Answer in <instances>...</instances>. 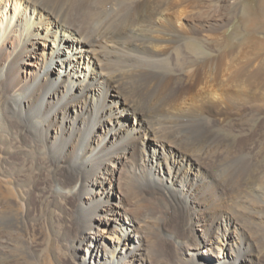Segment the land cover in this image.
Returning a JSON list of instances; mask_svg holds the SVG:
<instances>
[{
    "label": "bare ground",
    "instance_id": "1",
    "mask_svg": "<svg viewBox=\"0 0 264 264\" xmlns=\"http://www.w3.org/2000/svg\"><path fill=\"white\" fill-rule=\"evenodd\" d=\"M10 1L0 0V259L264 264L263 165L217 138L231 114L264 116V0H204L191 13L184 0ZM232 18L246 41L228 50Z\"/></svg>",
    "mask_w": 264,
    "mask_h": 264
},
{
    "label": "rangeland",
    "instance_id": "2",
    "mask_svg": "<svg viewBox=\"0 0 264 264\" xmlns=\"http://www.w3.org/2000/svg\"><path fill=\"white\" fill-rule=\"evenodd\" d=\"M2 1H3L4 5H6V4L8 6H12L13 5V2H11L10 0H2ZM175 1L176 0H172V3L174 2L173 4H176ZM201 1H204V0H184V4H186V9L189 10V12L194 7H195V10L201 12L200 11L201 10ZM205 1H207V0H205ZM255 1L257 2V0H244L243 3L246 4L247 6H250V8L253 9L255 4H256ZM43 2L45 3V5L50 6L53 9L54 8L58 9V3H55L53 0H43ZM63 8L66 9L67 7L63 6ZM222 9H224V8H222ZM222 9H221V11H219V9L217 10V8L216 9L213 8V10H214L213 12H214V14L216 13V15L218 13H221L227 18H231L230 12L228 10H226V9H224V10H222ZM203 10L205 12H207V11L210 10V8H205ZM225 10H226V12H225ZM213 12L211 11V13H213ZM200 15H201V13H200ZM239 19L238 18H235V19L232 18L231 23L226 27V34L228 36V39H227L228 43L225 46H223V47L228 48V50H229V48L240 47V46H232V45H234L235 43L238 42L237 41L238 39H241L242 42L246 41L245 34L243 32V26H242V23L240 22ZM256 35L257 36H262L261 33L260 34L256 33ZM201 46L213 47V46H216V43L213 42V41H206L205 43L201 42ZM241 47L246 49L248 54L252 53V51H253V46H241ZM258 54L264 56V52H260ZM30 70H32V69H30ZM170 77H172V76H170ZM175 88L179 89V92H178L179 94L182 93V92H186V91H188V93L190 92V90H189L190 84H182V85L177 84L175 86ZM221 113L224 115V111L223 112L219 111V113H218L222 117ZM227 114L229 115L230 113H227ZM234 117L235 116L234 115L232 116V114L230 116H227L228 119L226 118L227 120L224 122V125H225L224 127L227 128V127L231 126V133L226 132V131H224L222 133L220 132V134L217 137L218 140H219V146H218V144H217V146L220 149H222L223 151L224 150L227 151L232 156H234V155L235 156H240V155H237V154L244 155V156L247 157L246 159L251 161V164L253 163V164L258 165L260 167H261V165H263V168H264V116L261 117V118H257V119L255 117L251 118L250 116H247V117L238 116V117H235V118ZM248 119H249V121H248ZM132 123H133V119L131 118V120H129V125L130 124L132 125ZM247 123H250V125L248 127L249 130H247L245 132H241V128L244 127V125L247 124ZM242 124H243V126H242ZM234 131H235V133H232ZM223 138H225V139H223ZM253 149H255V150H253ZM247 153H248V155L250 154L249 155L250 157L247 155ZM253 158H254V160L257 163L255 161H253ZM258 166H256V167H258ZM240 174L241 175H239V172H238V174L235 175L237 178H238V176H242L241 178L239 177V179H237V178L235 179V177L234 178H230V179H233V185H235L236 187H237V184L240 183V181L242 182L241 184L244 185L242 179H244L246 171H242ZM237 180H240V181L236 184ZM247 181H244V182L246 183ZM2 184L4 185V182H2ZM34 201H35L34 199L31 200L33 205H34ZM41 233L42 234H39L40 236L38 235V238L39 237L41 238L42 235L44 234L43 230L41 231ZM194 233H195L194 234L195 237H197V239H195V240H198V236H201V233L198 230L195 231ZM17 237H18V235L16 234L15 235V240H19ZM40 244H41V242H40ZM207 248H209V246L201 248L202 252L204 250H206ZM259 252L261 254V257L264 258V240L262 241V249ZM10 258H12V260ZM15 258H16V261H17L18 258H19V255L17 256V253L14 252V253L11 254V257H9L7 259H0V261H1L0 263L1 264H14L16 262ZM12 261L13 262L15 261V262L12 263Z\"/></svg>",
    "mask_w": 264,
    "mask_h": 264
}]
</instances>
